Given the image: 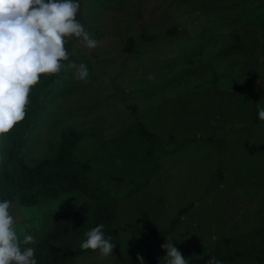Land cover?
Segmentation results:
<instances>
[{
    "label": "rangeland",
    "instance_id": "obj_1",
    "mask_svg": "<svg viewBox=\"0 0 264 264\" xmlns=\"http://www.w3.org/2000/svg\"><path fill=\"white\" fill-rule=\"evenodd\" d=\"M77 19L99 43L68 38L65 47L89 76L54 74L23 154L31 166L53 160L63 132L77 130L76 156L117 210L113 255L70 264H138L137 255L148 264L142 233L157 260L171 237L188 263L219 259V241L242 234L252 257L232 264H264V0H80ZM236 36L246 53L233 49ZM137 118L159 143L140 135ZM9 149L7 133L0 171ZM95 205L71 192L28 207L17 194L11 211L21 239L33 235L35 256L46 257L80 246Z\"/></svg>",
    "mask_w": 264,
    "mask_h": 264
},
{
    "label": "clouds",
    "instance_id": "obj_2",
    "mask_svg": "<svg viewBox=\"0 0 264 264\" xmlns=\"http://www.w3.org/2000/svg\"><path fill=\"white\" fill-rule=\"evenodd\" d=\"M79 9L80 0H0V136L24 120L29 93L41 76L74 69L75 77L86 81L88 67L70 62L65 47L68 38L81 39L89 49L99 43L77 19ZM256 105L258 119L264 121V105ZM11 209V200L0 199V264H38L31 246L35 238L26 233L21 239ZM103 228L98 224L85 232L80 248L112 256L116 244L105 237ZM173 241L169 237L161 245L166 255L159 264H188ZM136 259L146 264L142 256ZM207 264L222 261L212 258Z\"/></svg>",
    "mask_w": 264,
    "mask_h": 264
},
{
    "label": "trees",
    "instance_id": "obj_3",
    "mask_svg": "<svg viewBox=\"0 0 264 264\" xmlns=\"http://www.w3.org/2000/svg\"><path fill=\"white\" fill-rule=\"evenodd\" d=\"M260 22L263 23L262 29L264 30V21ZM176 33L177 31L172 29L169 35ZM259 38L262 39V37ZM231 39H235L233 49L244 52L241 50L243 46L240 43V37L236 36ZM135 45V40L129 39L128 50L133 52ZM261 49L264 52V48ZM53 85L54 75L40 77V82L29 93L24 120L16 124L8 133L10 149L8 159L0 171V199L12 201L14 196L18 194L24 206L32 207L58 199L66 193L79 192L83 195H89L96 202L92 211V227L103 224L105 237L112 239V236L119 230V227L116 226L117 210L114 204L110 202L105 188L88 177L89 164L79 160L76 156V150L83 138L80 132L75 129L63 132L57 157L53 160H45L39 165L31 166L26 164L23 159L27 134L34 126L44 101L51 94ZM136 125L140 135L148 142L153 144L160 142V138L150 132L139 118L136 119ZM149 154L153 155V148H150ZM219 172L224 178L223 170L220 169ZM189 210L190 207L183 208L179 210V214L183 215ZM262 232H264V227L256 230L257 234ZM238 235H241V238ZM242 236V234H237L229 239L219 241L216 251L222 264H232L240 258L252 257L249 252V247H252L253 244L252 238L245 241ZM141 237L148 264H159V260L154 256L149 235L142 233ZM261 252L262 255L258 257L260 263L264 260V249ZM92 253L94 252L83 250L78 246L59 252L51 251L46 257L39 254L35 258L38 264H70L78 256ZM211 258L212 255L207 254L203 258L190 261L188 264H207Z\"/></svg>",
    "mask_w": 264,
    "mask_h": 264
}]
</instances>
